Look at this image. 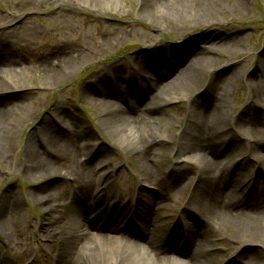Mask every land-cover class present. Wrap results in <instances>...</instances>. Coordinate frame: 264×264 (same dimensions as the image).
<instances>
[{
    "label": "bare ground",
    "instance_id": "bare-ground-1",
    "mask_svg": "<svg viewBox=\"0 0 264 264\" xmlns=\"http://www.w3.org/2000/svg\"><path fill=\"white\" fill-rule=\"evenodd\" d=\"M35 1L22 0L20 5ZM112 1L118 0H105L106 5H115ZM137 1L141 16L163 30L167 29V25L176 23L179 14L186 13L188 16L192 14L190 23H201L200 27H205L199 36L187 43V47L191 48L190 54L198 51L199 61L194 62L191 57L182 60L180 65H172V72L166 74L161 71L164 67L162 60L154 59L146 50L130 58L135 61L134 66L138 65L139 68L128 69L124 62L113 60L110 74L100 72L97 78L87 82L82 92L86 100L103 105L104 99L108 103L106 106L110 109L105 110L102 116L103 125L108 131L113 130L114 135L117 133L123 144H131L128 153L136 159L134 167L138 170L134 187L148 192L147 202H141L140 208L133 209L123 206V200H116V193H111L110 199L106 196L105 191L117 190L115 182L119 180L131 190V185H127V177L122 178L124 174L115 169L108 170L113 166L112 161L97 147L89 132L85 131L81 135L86 141H76L72 130L76 126L75 132L81 131L85 123L80 124L81 119L75 114L70 115L68 110L63 111L64 107L56 106L53 112H59V115L52 119L44 117L30 132L25 161L22 159V173L28 179H40L53 173L61 175L64 180L53 182L30 194L34 198L33 202L46 211L44 218L48 220L41 228L37 247H34L38 251L36 254L28 246L22 248L26 239L21 229L4 230L15 216L18 215L19 220L25 218L23 213H18L16 197H8L10 201L0 212V238L8 242L6 252H15L18 258L1 256L0 264H210L220 251L213 240L217 237L221 238L224 249L237 242L261 246L258 250H250L243 258L247 263L264 264V154L254 150L260 147V143L251 148L253 158L261 163L258 171H253L244 162H235L237 166L231 172L225 170L231 157L240 159V144L243 138H247L244 132L251 137L263 133L259 126L262 119L258 120V117L259 112H264V51L259 56V64L254 72L242 78L250 86L254 98L252 104L240 112L256 113L237 115L230 124L227 122L228 112L231 114L235 110L224 97L233 85L241 81V76L237 62L231 61L224 65L222 62L229 56L243 54L235 39L237 35L246 33L247 28L242 26L244 20L235 21L231 16L226 17L227 8L220 0ZM78 4L84 8H103L101 3L91 0H78ZM53 46L55 49L45 56L46 66H42L40 73V85L50 88L54 87V83L60 85L63 80L70 78L74 66L84 65L86 57L90 59L86 51H80L78 55L77 50L70 52L72 46L66 42ZM146 46L149 48V45ZM156 60L158 67L154 65ZM12 62L17 61L12 59ZM13 63L7 66L11 67ZM214 69H217L216 72ZM14 70L18 71L15 65ZM170 74L174 78L167 84L163 83L164 77ZM117 76L125 81L121 83L123 88L114 87L112 80L117 79ZM2 86L0 163L6 159L10 140L15 136V130L6 123L4 117H8L11 110L20 104L7 98ZM168 86L184 88L186 94L180 90L177 97H169L166 92ZM136 90L140 93L139 106L121 107L122 102H125V94ZM112 98L118 99L119 103ZM185 99L190 100V107L185 110L188 119L182 121L179 139L168 141L172 142L169 151L176 153L178 163L165 173V178L157 181V177L153 176L154 164H162L168 156V150L163 149L167 138L163 134L154 136L153 127L159 117L165 116L163 112L166 105ZM78 153L87 158L86 162L77 157ZM182 161L195 162L197 171L195 168L181 167ZM211 169H214V174L210 177ZM197 179L198 184L209 181L200 200L188 194L192 192L188 190ZM247 180L253 182V192L256 188L259 190L257 195L251 192H248L249 196L239 195L240 186ZM66 181L70 182L69 189L72 191V196L67 198V192H57V187L61 188ZM158 182L168 195H178L179 202L194 199L197 210L187 211L185 221L182 220L193 232L187 234L181 231L179 220L175 225L168 224L167 216L174 210V204L164 203L168 196H158L147 188ZM57 209L60 211L54 215ZM128 215L130 218L139 217L140 225L149 223L154 233L135 234L141 239L137 238V242L131 241V237L135 236L131 228L124 229L126 231L120 234L122 228L116 223L112 224V218L124 219ZM173 254L180 255V259L172 258ZM45 256L49 258L46 261L42 259ZM98 256L99 262L95 260Z\"/></svg>",
    "mask_w": 264,
    "mask_h": 264
},
{
    "label": "rangeland",
    "instance_id": "rangeland-1",
    "mask_svg": "<svg viewBox=\"0 0 264 264\" xmlns=\"http://www.w3.org/2000/svg\"><path fill=\"white\" fill-rule=\"evenodd\" d=\"M21 1L0 0V68L13 63V59L17 61L13 64L18 70H14V65L11 67L7 66V70H0V85L5 88L4 91L7 93V98L14 102H20L17 108L11 110L12 112L8 117H4L6 123L15 130V136L10 140L11 144L8 147L6 159L0 163V212L6 203L10 201L8 197L11 195L15 196L16 205L19 203L17 205V207L19 206L18 213H23L25 218L19 220V216L16 214L17 216L11 219L4 230L8 232L13 231L14 228L17 230L21 229L23 234H25L24 239H26L23 241L24 245L22 248L28 246L32 252H36L34 247L39 242L41 228L48 220L44 218L46 211L33 202L32 199L34 198L30 194L32 191L48 187L53 182L64 180V177L51 173L40 179H28L27 175L22 173V168L24 167L22 159L25 161L24 154L27 151V140L30 132L35 130L44 117L45 119L56 118L59 115V112H53L56 106L64 107V112L68 110L70 115L75 114L76 117L81 119L80 124L84 125L85 123L81 131L75 132L76 126H74L75 129L72 131H74L76 141H85L82 138V134L85 131L86 133L89 132L97 147L105 155L109 156L108 159L112 161L113 166L108 169H115L117 172L124 174L122 178L127 177V185L133 186L135 174L138 170L134 167L136 159L132 154L128 153L131 144L129 142L123 144L117 133L114 135L113 130L108 131L103 125L105 122L102 121V116L105 110L110 109L109 106H106L108 103L103 99V105H98L93 101L84 99L82 96L83 89L87 82L97 78L100 72L106 71L107 74H110V65L113 60L124 62L128 65V63L133 62L129 58L146 50L154 53L169 46L172 51L178 40L187 41L188 39H193L195 36H199L205 27L204 25L200 27L201 23L199 25L190 23L192 14L188 16V13H186L179 14L176 23L167 25V29L163 30L141 16V12L137 8V0L112 1L116 3L113 6L106 5L105 0H91L98 4L101 3L102 7L106 9L84 8L79 6L78 0H62L61 2L59 0H36L31 3H23L22 6L20 5ZM220 1L224 2L227 8L228 15L226 17L231 16L235 21L244 20L242 26L247 28L245 34L237 35L235 39L243 54L237 57L229 56L222 62L223 65L231 61L237 62V69L241 76V81H237L238 83L235 86L233 85L224 97L235 110L231 114L228 112L227 115L229 116L227 122L232 124L237 115L256 113L240 112L248 104H252L254 98L250 86L244 83L242 78L254 72L259 64V56L264 51V0ZM115 6L119 8H115ZM202 14L204 15L205 13L203 12ZM7 20H10L8 24ZM65 42L72 46L70 52L77 50L76 55H78L80 51H86L90 59L86 57L83 61L86 63L82 66L80 64L75 65L72 76L63 80L62 84L56 85L54 83L52 88L41 86L40 73L42 66H46L45 56L50 54L52 49H55L56 45L53 46L54 44ZM146 45H149V48H146ZM58 48L59 46L56 49ZM199 58V55H194L193 57L194 60L198 61L200 60ZM10 59L11 62L9 61ZM46 64L48 65L47 61ZM216 70L214 69V72ZM171 72L172 70H169L166 74ZM171 76V74L166 75L162 80L163 83L167 84L170 82L174 78V76ZM115 78L117 79H114L113 82L120 85L118 88H121V83L124 80L120 76ZM105 81L108 84L110 83L107 79ZM44 82L47 83L48 81L45 80ZM144 84L145 82L142 85ZM135 87L138 88V86ZM166 90L169 97H177L180 94V90L185 93L184 88L182 89L181 87L168 86ZM127 97H131L130 102H136L137 100L134 93H128ZM112 100L118 102L117 99L112 98ZM166 106L163 112L165 116L159 117V121L153 127L154 136L163 134L167 138V143H165V148L163 147V149L168 150V156L163 159L162 164L158 166L154 164L153 176L157 177V181L165 178V173L178 163L175 158L176 153L169 151L172 142L168 143V141L179 139L180 136L178 134L181 133L183 128L182 121L183 119H188L185 115V110L190 107V100L185 99ZM259 113L258 120L262 119V123L259 126L260 131L263 133H256V136L251 137L244 132L247 138H243L240 144L241 160L243 159V162L249 168L255 169V171L259 170L261 163L258 159L253 158L251 148L256 147L257 143H260V147L254 150L261 151L260 153L264 154V112ZM100 146L102 147L100 148ZM77 157L82 158V155L80 156L78 153ZM241 160L234 156L231 157L230 161ZM194 164L195 162L192 161L191 163L182 161L180 166L195 168L197 171ZM234 168L236 167L233 162L230 163L229 171ZM212 172H214V169L209 171V176L213 174ZM129 177H131L130 181H128ZM117 183L120 184L118 185L120 188L118 194L127 195L126 185L123 182ZM69 186L70 182L66 181L61 188L57 187V192L64 194L67 192L65 195L67 198L71 192ZM154 186L158 189L157 192L160 193V186ZM250 186L251 184L248 185V188ZM200 188H206L205 180L194 187L193 194L197 197L204 192L203 190L199 192ZM258 191L255 190L253 194L257 195ZM176 197L178 198V195L172 193L171 196L168 195V198L164 199V203L172 204V200H176ZM188 203L194 210H197L194 208V200H189ZM59 211L60 209L54 210V215H57ZM172 215L174 216V213ZM173 216L170 221L177 220ZM115 222L116 220L112 218V224ZM147 224V229L141 226L140 231L136 232L142 234L143 231L144 233L153 234V227L149 223ZM132 230H135L134 226ZM213 239L220 251L212 258L210 264H226L228 259V264H256L254 262H245L243 257L250 250L262 248L254 244L247 245L237 242L224 249L221 238ZM131 241L134 242V240ZM109 246L113 247V245ZM7 248L8 242L4 238H0V254L18 258L15 252H6ZM231 252L235 253L231 254ZM179 256L178 254H173L172 258L179 260ZM186 258L181 259L186 260ZM42 259L48 260L49 258L45 256ZM95 260L99 262L100 256L96 257Z\"/></svg>",
    "mask_w": 264,
    "mask_h": 264
}]
</instances>
